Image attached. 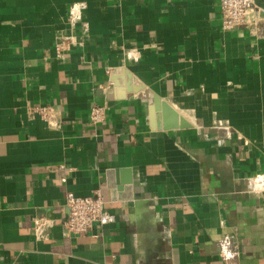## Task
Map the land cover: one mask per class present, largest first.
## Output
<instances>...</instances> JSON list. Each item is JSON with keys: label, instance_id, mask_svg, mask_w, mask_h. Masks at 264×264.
Instances as JSON below:
<instances>
[{"label": "crops", "instance_id": "0c3cea01", "mask_svg": "<svg viewBox=\"0 0 264 264\" xmlns=\"http://www.w3.org/2000/svg\"><path fill=\"white\" fill-rule=\"evenodd\" d=\"M156 98L192 127L158 129ZM255 173L264 31L223 30L217 0H0V264H264ZM95 190L116 221L64 235L67 197Z\"/></svg>", "mask_w": 264, "mask_h": 264}, {"label": "built area", "instance_id": "2783aa9c", "mask_svg": "<svg viewBox=\"0 0 264 264\" xmlns=\"http://www.w3.org/2000/svg\"><path fill=\"white\" fill-rule=\"evenodd\" d=\"M221 10V27L223 30H232L240 26L252 27L257 34L264 31V9L257 4V0H217ZM83 4H76L72 9V16H79ZM75 38L66 37L55 45L59 56L62 50L69 48ZM28 113L32 118H38L51 128H61L60 111L51 104H29ZM107 102L93 105L89 111V122L93 127L107 124ZM247 180L253 183V192H264V173H255ZM68 213L62 222L63 234L78 236L88 233L97 225L104 226L116 221L115 214L107 210L105 200L100 190H95L87 196L70 195L66 199ZM50 220L41 217L35 219L36 232L41 234L45 224ZM230 240H225L221 255L224 259L239 255L238 248H234Z\"/></svg>", "mask_w": 264, "mask_h": 264}, {"label": "water", "instance_id": "95a60500", "mask_svg": "<svg viewBox=\"0 0 264 264\" xmlns=\"http://www.w3.org/2000/svg\"><path fill=\"white\" fill-rule=\"evenodd\" d=\"M116 80V77H114ZM156 126L158 129H187L192 123L165 100L156 98Z\"/></svg>", "mask_w": 264, "mask_h": 264}]
</instances>
